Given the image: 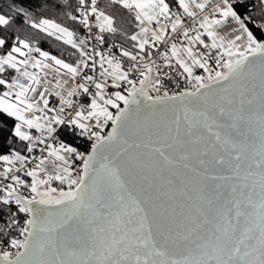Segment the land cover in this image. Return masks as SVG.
Masks as SVG:
<instances>
[{
    "label": "snow or ice",
    "instance_id": "1",
    "mask_svg": "<svg viewBox=\"0 0 264 264\" xmlns=\"http://www.w3.org/2000/svg\"><path fill=\"white\" fill-rule=\"evenodd\" d=\"M0 264H264V0L0 7Z\"/></svg>",
    "mask_w": 264,
    "mask_h": 264
},
{
    "label": "trees",
    "instance_id": "2",
    "mask_svg": "<svg viewBox=\"0 0 264 264\" xmlns=\"http://www.w3.org/2000/svg\"><path fill=\"white\" fill-rule=\"evenodd\" d=\"M10 0H0V7H5Z\"/></svg>",
    "mask_w": 264,
    "mask_h": 264
}]
</instances>
